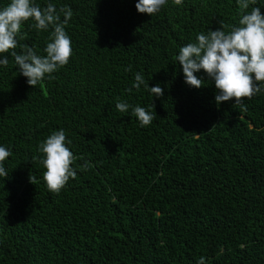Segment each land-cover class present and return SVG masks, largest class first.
<instances>
[{
	"label": "trees",
	"instance_id": "obj_1",
	"mask_svg": "<svg viewBox=\"0 0 264 264\" xmlns=\"http://www.w3.org/2000/svg\"><path fill=\"white\" fill-rule=\"evenodd\" d=\"M33 2L72 9L73 54L34 88L12 57L0 66V146L12 152L0 177V264H264V92L246 111L217 105L207 75L191 88L175 59L221 20L238 26L237 0H168L151 17L138 0ZM252 7L264 14V0ZM50 33L27 22L18 45L46 55ZM136 73L146 84L128 92ZM157 84L160 98L147 90ZM135 106L154 115L149 126ZM60 129L82 159L56 195L38 145Z\"/></svg>",
	"mask_w": 264,
	"mask_h": 264
},
{
	"label": "clouds",
	"instance_id": "obj_2",
	"mask_svg": "<svg viewBox=\"0 0 264 264\" xmlns=\"http://www.w3.org/2000/svg\"><path fill=\"white\" fill-rule=\"evenodd\" d=\"M168 0H138L135 9L138 14L149 17L160 12ZM176 6H183V0H172ZM256 0H237L240 10L238 26H231L219 22L216 30L200 33L196 36L195 43H188L179 49L175 57L182 68L184 83L195 89L204 87L205 81L196 73L203 71L216 89L215 102L234 101L235 105L246 111L245 99H251L260 92H264V14L259 7H252ZM61 15L63 20H61ZM73 16V11L68 6L57 10L56 6L48 3L45 7L36 5L33 0H9L7 6L0 9V66L6 67L9 56L13 58L19 75L26 78L27 85L31 88L41 84L45 78L53 79V73L66 66L72 56V44L65 27ZM31 22L37 32L49 31L51 33L44 52L39 55L34 47L27 44L18 45L17 36L20 35L22 26ZM22 51L17 52V47ZM131 71V66L125 68ZM132 89L139 91L146 81L142 74L136 73ZM154 97L160 98L164 89L157 84L149 88ZM131 106L126 102H117L115 108L127 112ZM132 114L139 121L140 127L149 126L154 115L140 106L132 108ZM71 141L66 138L63 129L53 131L38 145L40 164L44 168L43 181L49 192L59 195L69 180H75L77 170L74 162L82 157H77L68 145ZM12 152L0 146V177L7 178L8 172L4 162ZM90 167L88 162L80 166L81 170ZM29 183H37L36 176L29 174ZM197 264H205V257H200Z\"/></svg>",
	"mask_w": 264,
	"mask_h": 264
}]
</instances>
